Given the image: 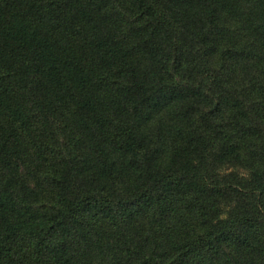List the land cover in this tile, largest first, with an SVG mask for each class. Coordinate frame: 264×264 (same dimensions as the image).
<instances>
[{
  "label": "trees",
  "instance_id": "trees-1",
  "mask_svg": "<svg viewBox=\"0 0 264 264\" xmlns=\"http://www.w3.org/2000/svg\"><path fill=\"white\" fill-rule=\"evenodd\" d=\"M48 260L264 264V0H0V264Z\"/></svg>",
  "mask_w": 264,
  "mask_h": 264
},
{
  "label": "rangeland",
  "instance_id": "rangeland-1",
  "mask_svg": "<svg viewBox=\"0 0 264 264\" xmlns=\"http://www.w3.org/2000/svg\"><path fill=\"white\" fill-rule=\"evenodd\" d=\"M33 124H35V121H33ZM53 125V124H52ZM61 127L62 125L57 122L56 127ZM34 127V126H33ZM28 131V130H27ZM43 130H41V126L39 125L37 128H31L29 129V133H35L37 135L42 134ZM22 138H25L26 147L28 150L22 155V160L20 162V167L23 175L26 177L27 181H29V187L34 190V199H41V202L47 203L50 199L51 195V189L49 187V176L50 172L52 170V167L55 163V158L49 155H47L48 151L44 149V145L41 144V137L40 139L37 138L39 141L38 148L31 145L30 140L27 138L28 133L24 131V129H21ZM48 143V140H46ZM46 147V145H45ZM49 150V149H48ZM53 197V196H52ZM51 197V198H52ZM146 223L144 219H140L137 221V223L134 226V231H130L129 233H132V235H137V233H142L143 225ZM103 226L100 227L102 236L101 241L103 240V248L104 243L110 244L112 247L113 245H117L118 242H120L119 237L117 238V234L115 230L111 229L109 226L102 224ZM132 237L131 234H127ZM132 239V238H131ZM136 239V238H135ZM106 249V246H105ZM105 251V250H104ZM98 257L103 254V249L98 248L97 249ZM100 256V257H101ZM44 264V263H42ZM46 264H53L51 260H48Z\"/></svg>",
  "mask_w": 264,
  "mask_h": 264
}]
</instances>
